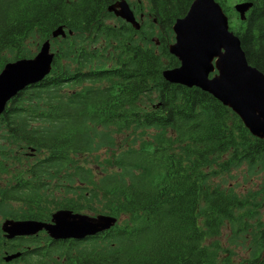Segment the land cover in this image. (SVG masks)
<instances>
[{
    "label": "trees",
    "instance_id": "16d2710c",
    "mask_svg": "<svg viewBox=\"0 0 264 264\" xmlns=\"http://www.w3.org/2000/svg\"><path fill=\"white\" fill-rule=\"evenodd\" d=\"M114 1L0 0V70L45 39L54 52L49 74L0 115V217H117L87 242L35 252L31 237L0 230V264H236L217 237L264 202V181L246 196L225 176L264 172V138L210 93L163 77L179 65L172 25L192 0H128L134 13L147 8L139 29L107 10ZM241 1L252 5L229 28L264 72V0ZM59 25L66 35L52 38ZM252 231L246 264H264L261 218Z\"/></svg>",
    "mask_w": 264,
    "mask_h": 264
},
{
    "label": "water",
    "instance_id": "95a60500",
    "mask_svg": "<svg viewBox=\"0 0 264 264\" xmlns=\"http://www.w3.org/2000/svg\"><path fill=\"white\" fill-rule=\"evenodd\" d=\"M251 5V2L241 1L233 8L243 20ZM107 10L139 29L140 23L127 0H115ZM172 30L174 41L168 50L179 60V65L165 68L163 77L171 83L196 86L210 93L237 114L252 135L264 138V72L248 63L240 39L230 30L220 3L217 0H192L185 15L175 19ZM68 33L72 32L69 30ZM65 35L61 25L51 32L52 38ZM53 57L51 40L45 39L32 57L17 58L2 66L0 115L18 91L49 74ZM116 223L117 217L110 214L91 215L60 208L51 213L48 221L6 218L1 229L7 238L45 230L52 239L82 240ZM17 255L5 258L9 260Z\"/></svg>",
    "mask_w": 264,
    "mask_h": 264
},
{
    "label": "rangeland",
    "instance_id": "374dc122",
    "mask_svg": "<svg viewBox=\"0 0 264 264\" xmlns=\"http://www.w3.org/2000/svg\"><path fill=\"white\" fill-rule=\"evenodd\" d=\"M222 2L224 6L225 14L228 17V24L229 26H235L239 22V14L234 10V4L241 2V0H219ZM129 3L130 1L127 0ZM221 5V4H220ZM135 7V4H131L130 6ZM223 8V7H222ZM133 9V8H132ZM146 12L147 8L136 9L135 15L137 21L142 25L144 20H146ZM174 41V40H173ZM172 41V42H173ZM40 44L38 45L39 48ZM35 49V53L37 52ZM52 50V45H51ZM53 51V50H52ZM11 61V60H9ZM122 139V137H120ZM128 139V138H127ZM30 153V150H25L24 153ZM96 152V153H100ZM96 155V154H95ZM25 156V155H24ZM91 161L90 155L81 156V158H85L88 162V159ZM94 165V163H93ZM264 181V172H258L251 175H248L243 168L233 170L231 174L225 176V184L229 186H233L236 191L248 195L247 191L249 190H259L263 187L262 182ZM249 210L252 212V215L248 218L241 217V221L239 223L235 222L231 224V222L224 224L222 227L217 240L222 244L224 248L234 253L233 260L236 264H246V260L249 258L250 253L252 251V241H253V234L252 230L255 229L257 221L259 218L262 219L264 223V202L259 205H252L249 206ZM91 214L89 212H82ZM241 214V212H239ZM242 215V214H241ZM3 218L0 217V222ZM254 228V229H253Z\"/></svg>",
    "mask_w": 264,
    "mask_h": 264
},
{
    "label": "flooded vegetation",
    "instance_id": "af4514ba",
    "mask_svg": "<svg viewBox=\"0 0 264 264\" xmlns=\"http://www.w3.org/2000/svg\"><path fill=\"white\" fill-rule=\"evenodd\" d=\"M4 219H6V218H3L2 219V221L0 222V230H1V235L5 238V239H9V240H12V239H15L16 237H18V236H15V237H13V238H7L6 237V235H5V233L2 231V229H1V223L3 222V220ZM12 219H14V218H12ZM33 219V218H32ZM50 219V218H49ZM48 219V220H49ZM48 220H46V221H48ZM42 236V235H44V236H48L47 238V240L46 241H42L41 239H35L34 240V238L32 237V236ZM96 235V234H95ZM26 236H28V237H31L32 238V244H30L29 246H28V249H30V250H32L33 252H35L37 249H39L40 247H43L44 249L47 247V246H50L51 245V242L52 241H54L55 242V244H60V242H62L63 244H64V246H71V245H73V244H77V243H80V242H87L88 240H90L94 235H91V236H89V237H86V238H84V239H82V240H76V239H73V238H68V239H52L50 236H49V234L45 231V230H41V231H39V232H37V233H35V234H32V235H26ZM35 241H37V242H35ZM3 243H6L5 241H3ZM10 243H12V242H10ZM17 251H19V250H15V251H11V252H8V251H5L4 252V254L2 255V256H4L6 253H13V252H17Z\"/></svg>",
    "mask_w": 264,
    "mask_h": 264
}]
</instances>
